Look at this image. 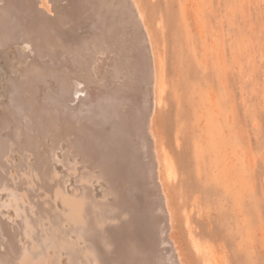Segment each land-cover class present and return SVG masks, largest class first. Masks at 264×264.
<instances>
[{
	"label": "bare ground",
	"instance_id": "6f19581e",
	"mask_svg": "<svg viewBox=\"0 0 264 264\" xmlns=\"http://www.w3.org/2000/svg\"><path fill=\"white\" fill-rule=\"evenodd\" d=\"M142 1L0 0V264L190 262Z\"/></svg>",
	"mask_w": 264,
	"mask_h": 264
},
{
	"label": "rangeland",
	"instance_id": "374dc122",
	"mask_svg": "<svg viewBox=\"0 0 264 264\" xmlns=\"http://www.w3.org/2000/svg\"><path fill=\"white\" fill-rule=\"evenodd\" d=\"M142 3L164 65L157 131L186 261L264 264V0Z\"/></svg>",
	"mask_w": 264,
	"mask_h": 264
}]
</instances>
